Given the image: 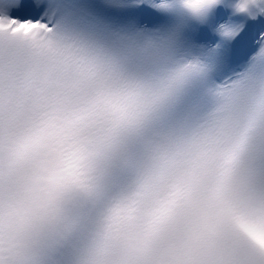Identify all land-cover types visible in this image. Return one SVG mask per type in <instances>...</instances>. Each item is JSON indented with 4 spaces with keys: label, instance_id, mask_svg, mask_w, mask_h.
I'll list each match as a JSON object with an SVG mask.
<instances>
[{
    "label": "snow or ice",
    "instance_id": "snow-or-ice-1",
    "mask_svg": "<svg viewBox=\"0 0 264 264\" xmlns=\"http://www.w3.org/2000/svg\"><path fill=\"white\" fill-rule=\"evenodd\" d=\"M0 264H264V0H0Z\"/></svg>",
    "mask_w": 264,
    "mask_h": 264
}]
</instances>
